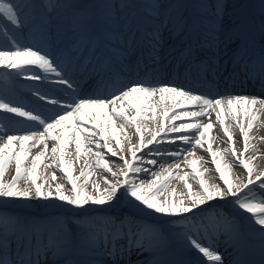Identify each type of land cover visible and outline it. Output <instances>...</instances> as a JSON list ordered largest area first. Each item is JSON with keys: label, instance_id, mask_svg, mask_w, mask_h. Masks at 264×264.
<instances>
[{"label": "snow or ice", "instance_id": "6c2138e0", "mask_svg": "<svg viewBox=\"0 0 264 264\" xmlns=\"http://www.w3.org/2000/svg\"><path fill=\"white\" fill-rule=\"evenodd\" d=\"M57 7L72 9V24L64 31L57 29L59 35L56 39L66 37V40H61L63 47L56 49L54 46L50 52L19 39V34L36 22L33 16L35 5L29 0H0V48L5 49L0 50V67L13 70L17 77L24 76L44 84L43 88L32 90L33 106H13L16 102L0 91V115L12 114L7 123L0 121V198L28 201L35 196L83 209L89 204L110 205L118 194L131 197L155 213L180 218L179 223L185 229L183 240L205 258V264H224L215 243L218 239L216 233H209L206 226L190 222L188 214L195 217V210L203 205L232 197L239 209L251 214L264 243V171H256V156H246L255 148L253 132L264 115V98L210 97L183 87L154 85L145 80L115 86V81L123 74L126 60L133 53L139 51L141 56L146 54L149 58H156L166 32L186 37L182 52L185 58L198 54L200 50L209 53L210 59L201 60L197 68L205 75L212 73L215 76L221 70L217 59L221 50L233 45L238 50L241 47L247 49L253 42L251 22L237 20L226 29L223 23L224 0L207 3L199 0L193 6L194 12L164 0H151L146 5V17H139L133 11L137 7L133 0H121L118 5L107 2L88 7L76 4ZM53 24L52 15L45 13L41 26L47 28ZM259 37L264 43V0H261ZM260 66L259 75L264 79V56L260 59ZM82 67L101 78L105 83L103 92L98 89L91 96L79 95L76 76ZM242 67L246 75L252 74L250 65ZM107 84L113 85V91H107ZM213 113L229 144L222 151L213 149ZM17 117L21 119L17 120ZM203 118L209 122L204 123ZM177 120L182 122L177 124ZM16 123L25 124L23 134H3L12 131ZM236 131L242 135V152L235 148ZM129 132L138 137L136 143L132 142ZM174 133L179 135L172 137ZM166 138L168 143L179 141L205 149L225 187L210 185L204 179V172L208 169L201 171L196 159L188 160L189 156L195 155L188 152L185 160L198 178L200 190L193 192L188 183L189 174L184 173L179 178L187 188L188 203L185 199H158L170 181L176 178V170L181 165L177 163L174 170L162 167L160 172H152V179L147 182L139 179L138 174L150 171L142 165L157 164L156 159L146 160L145 157L162 155L159 145ZM125 145L130 159L122 155ZM73 146L75 161L82 156L94 157V166L113 177L112 180L105 178L107 187L103 190L99 184L95 185L98 195L87 190L93 164H86L88 170L81 171L79 176L73 174L75 162L66 159L73 155ZM34 148L41 150L33 155ZM183 151L167 154L180 157ZM106 153L123 161L118 172L112 171ZM226 156H231L247 172L246 181L231 178L233 165L225 161ZM12 165H15V175L6 180ZM42 167L59 169L70 185V193L66 194L64 184L60 183L53 189L49 179L56 181L57 176L53 172L50 177L47 173L42 177ZM41 179L43 183L39 182ZM22 182L26 186L22 187ZM254 189L258 190V199L249 195ZM221 222L225 228L230 226L227 220ZM70 223L75 230L64 220L39 221L0 211V264H47L49 255L60 254L64 264H83L75 260L70 262L68 258L76 252L92 253L97 257L103 252L116 259L133 248L140 252L151 249L154 264H169L165 258L168 240L163 231L146 237L143 230L134 227L135 222L128 218L117 222L111 217L82 215ZM153 240L156 242L154 247ZM12 245L16 246L14 255L9 251ZM94 264H103V261L97 259ZM261 264H264V248Z\"/></svg>", "mask_w": 264, "mask_h": 264}, {"label": "bare ground", "instance_id": "6f19581e", "mask_svg": "<svg viewBox=\"0 0 264 264\" xmlns=\"http://www.w3.org/2000/svg\"><path fill=\"white\" fill-rule=\"evenodd\" d=\"M64 0H60L59 4L61 2H63ZM184 1V0H183ZM247 2L250 3V7L251 10H253V15H248V17L250 18V20L252 21L253 24H255L256 27L251 28L252 32H258L259 33V24H260V17H261V0H248ZM136 10L139 13V7H136ZM225 11V15H224V26L225 28H229L232 26V24L237 21V20H241L244 16L240 15H234V11L227 9L224 10ZM141 15V13H139ZM54 25V24H53ZM50 30L48 29L49 33H51L53 30L58 31L56 25H54V27L52 25L49 26ZM258 27V28H257ZM58 33L54 32L51 33L50 35L52 37H54L55 35H57ZM178 36H174V35H169L167 32L164 34V38H163V42L162 45L160 47V50L158 52V55L156 56V58H152L154 60V62L158 61L161 62L163 64H169L171 67L176 68L178 65H180L183 60H181L182 56V52L186 46V37L181 38L180 40H177ZM23 43H27L29 45H34L36 47L42 48V49H47L48 51H53V49L50 47V45H48L47 43L43 44V42L41 41V39L39 40L38 38L35 40V36L31 35L29 36V38L27 40H25ZM54 43V42H53ZM55 44V43H54ZM264 44V43H263ZM62 46L56 47V49L61 48ZM243 48V47H241ZM0 50H5L3 48H0ZM237 48L235 45H233L232 47H229L227 49H223L221 50V52L219 53L217 59H221L222 57H226L227 60H230L232 54H234L236 52ZM262 57V56H261ZM261 57H259V60L261 59ZM205 59H210V54L206 53V57H204ZM256 58V57H255ZM151 59V58H150ZM188 63L193 64L195 62V59H191L188 58ZM86 63V62H85ZM146 64V60L144 58V55L141 56V53L139 51L133 53L130 57H128V59L125 62V67L123 69L124 71H130V70H134L137 72V74H133L132 75V79H127L125 77H127L128 74H122L118 80L115 81V86L116 87H120L123 84H128L130 82H135V81H139V80H145L150 82L151 84L154 85H162V84H168L170 86H177V87H183L184 89L186 88L184 83H181L180 81H175L172 78L166 77L165 79L161 80V79H153V78H147L144 77V75H142L141 73H144V69H145V65ZM156 68V67H155ZM153 68V69H155ZM130 75V76H131ZM14 77H10L8 80V85L7 88L5 89V87H3L0 84V91L3 92V94L7 97L10 98L11 100L15 101L16 103H14L13 106H19L20 104L23 105H28V106H33V102H34V96L32 94V90L36 87H44L43 82H36L33 80H28L26 79L24 76H19L18 78L16 77V79H12L15 78ZM76 79H78L79 81V95L80 96H91L93 93H95L98 89L103 92L104 89H102V85H105L104 82L101 81V78L96 76L91 70H85L84 67L80 68L78 75L76 76ZM86 86V88L83 89V87ZM16 89V90H15ZM28 93H27V91ZM193 91V89H191ZM108 92L113 91V85L110 84V87L107 89ZM194 93H198V94H205L208 96H217V97H229V96H248V97H261L264 98V89H258V88H253L251 89V91L249 92H226V93H210L207 94L206 91L204 90H196L193 91ZM32 95V96H31ZM5 102H8V100L6 99ZM169 104L171 103L170 101L168 102ZM177 111H180V109H177ZM159 115V112L157 113ZM12 114H8V113H4L3 116L5 117L4 119H8L9 117H11ZM1 116V115H0ZM212 122L214 123V127L215 129L211 130V135L213 137H215L214 143H213V148L214 150H223L229 147V144L227 143L226 146H215L217 145V134L222 137V139L227 142V137L224 136L222 128L219 125V122L216 120V116L215 113L212 114L211 117ZM3 122L5 123V121L3 120ZM182 121L177 120L176 123L179 124ZM203 122L204 123H208V119L207 118H203ZM151 126V125H150ZM24 129V128H23ZM31 130H38V129H31ZM40 130V129H39ZM256 132V134H255ZM258 132V133H257ZM131 133V137H132V142L136 143L138 140V137L135 136L132 132ZM179 135V134H171L172 137ZM253 135L256 137V139L253 141V143L255 144V148L250 150L248 153H246V156L250 157V156H256L257 159L255 160V168L256 171H264V115L261 116V123L258 125L257 129L254 130ZM150 139V137H148ZM234 140H235V148L238 152H242L243 151V141H242V135L236 131L234 133ZM160 149L162 150V155L160 156H146L145 159H156L157 160V164L155 166L152 165H147L144 164L142 165L143 167H147L150 169V171L148 172H141L138 174V178L144 180V181H150L152 179V172H160L162 170V167L168 170H174L175 169V165L177 163H179L181 165L179 170H176V172L178 173L176 175V178L172 179L168 185V187L166 189H164L158 199L160 200H165V199H169V200H176L179 201L180 199H185V203L187 204L188 201L186 199V195H187V189H185L184 193H179L177 191V187L175 186V182L182 181L179 176L184 175V173H188V183L189 181H194L196 182V186H192V190L193 192H197L200 190V186L198 183V178H196L193 174H192V169L188 166L187 164V160H185V155L188 152H194L195 155L194 156H189L187 159L191 160V159H196L198 161V167L201 171H203L204 169H208L207 172H204V179L210 184V185H214V184H219L221 187H225L223 185V182L220 180L219 178V174L216 172L215 170V165L212 162V158L211 155L204 149V152L199 150V147H193L191 144H184L181 143L179 141H176L175 143H168V139L166 138L165 142H163L162 144L159 145ZM207 146L205 145V148ZM183 149L184 151L182 152L180 157H171L169 156L167 153L168 152H173V151H178ZM147 151V150H145ZM122 155H126L128 156V158L130 159V153L127 151V145H125V152L122 153ZM138 155H142V153H138ZM106 158L109 159V161L112 163V165H114V168L116 169V172L119 171V166H121L123 164V161L121 159H119L118 157H112L110 154L106 153ZM225 161L232 164L233 167L231 168V178L233 180H239V181H246L247 179V172L241 167L239 166L238 162H235L233 160V158L231 156H226L224 157ZM86 164H88L87 162L84 163L82 170L81 171H86L88 170L86 167ZM183 169H185V171H183ZM59 170V169H58ZM80 171V172H81ZM80 172L76 173L73 172L74 175L79 176ZM166 174V173H165ZM63 175V174H62ZM130 176L132 177V174H130ZM183 182V181H182ZM119 197H117V203H118V207H120L121 205H123V203L121 201L118 200ZM220 199L214 200V202L219 201ZM247 226H254L256 228H246L245 230V234L246 237H248V240H255L254 236L256 237L257 235L261 237V232L259 231V226L256 225L252 219H249V221L247 222ZM209 233H213L215 232L216 235L218 236V239L215 240L216 242L221 241L222 243H224V247L225 250L222 251L219 248V245L216 244L217 246V250L219 251V253L223 256V262L224 264H235L234 263V249L233 247H231L229 244V240L231 239V229L230 226L228 228H225L224 226H222L219 229H216V227H211L209 229H207ZM219 240V241H217ZM120 243H126V241H120ZM262 246L264 247V243H262ZM137 249L133 248L132 251L130 252V256L128 257L129 259H121L123 258L125 255H123L122 257H117L116 259H113L111 257V260H115V262L117 264H128L129 260H133L134 258L131 259L133 257V254H135ZM186 256L187 259L184 262H181L178 258H176L173 262L176 264H205V258H202V255L199 254L196 250H194L192 247H190L187 244V247L185 249ZM51 259H48L49 257H51ZM100 256H105L102 254H100ZM196 256H198L196 258ZM49 257L47 258V264H64V262L62 261L60 263V260H63L62 257H58V258H53V255H49ZM192 257V258H191ZM69 261L71 262L73 259L72 257L68 258ZM254 257H250L249 262L252 263L254 262ZM116 264L110 261H104V264ZM210 263V262H209Z\"/></svg>", "mask_w": 264, "mask_h": 264}, {"label": "rangeland", "instance_id": "374dc122", "mask_svg": "<svg viewBox=\"0 0 264 264\" xmlns=\"http://www.w3.org/2000/svg\"><path fill=\"white\" fill-rule=\"evenodd\" d=\"M59 1L60 0H29V2H31L35 5V9L37 10V12H35V9L33 11V16L35 17L36 22L34 23V25L23 30L19 34V39L22 42L27 40L29 38V36L33 35V36H35V40L37 38L39 40L41 39L43 44L47 43L48 45H50V47L52 49H54V46L56 48V47H58V45H62L61 40H66V37H61L60 40H57L56 37L59 35V32L55 31V30H53L51 33L56 32L58 34L55 35L54 37H51V35H50L51 33H49V31H48V29L50 30V27H47V28L42 27L41 26V20L43 19L45 13L51 14L55 20L54 25H56L57 29L59 28L60 31H64L68 27H70L72 24V9L66 8V7H57V6L58 5H65V4H76V5H78L81 2H83L84 0H64L60 4H59ZM135 1H138L139 13H141L142 16L146 17L148 15L146 5H148L151 2V0H133V2H135ZM107 2H111L113 4L118 5L119 3H121V0H88V6L99 5V4H103V3H107ZM164 2H166V3L171 2L174 5L182 6L184 8V4H183L184 1L183 0H164ZM193 2L196 5L199 2V0H193ZM204 2H206V3L211 2V0H204ZM244 3H245V0H224V4H225L224 10H227V9L233 10L234 15L240 16V15L244 14V11H243L244 5H245ZM136 5H137V3H136ZM133 11L135 12V9ZM54 25H52V26L54 27ZM9 73H11V75H9ZM14 76H16V74L13 70L4 69V68L0 67V84L3 87H5V89L7 88V85L9 83L8 82L9 78L14 77ZM26 91H27V89H26ZM27 93H28V91H27ZM4 118L5 117L3 115H1L0 121L4 120L5 123H7L8 119H4ZM16 119L20 120L21 118L17 117ZM25 127H26L25 124L16 123L13 126L12 131H6V133H3V134L4 135H6V134H23V128H25ZM213 129H215V127ZM255 134H256V132H255ZM129 135L131 136L130 132H129ZM216 136H217V145H215V146H217V147L226 146L227 142H225L222 139V137H220L218 134ZM51 147H52V144L49 143V148H51ZM113 147H115V145H113ZM41 148H42V146H41ZM198 149L204 152V149H201V148H198ZM40 150H41L40 148H34L32 150V154L35 155ZM71 151H73V155L71 157H66V159H73L74 160V162H75V164H74L75 174L82 170V167H83L85 162L93 164V169H92L93 175L88 178L87 190L90 194L98 195L99 193L96 192L95 185L99 184L100 189L103 190L105 187H107V185L105 183V178H107L108 180H112L113 177L111 176L110 173H107L106 171H104L102 169H98L94 166V157H91V156L83 157L82 156L79 159V161H75L74 146L71 149ZM45 163H49V161H45ZM110 167L112 168L113 172H116V169L114 168V165H112L111 162H110ZM183 171H185V169H183ZM53 172L57 176V180L51 181L49 179V184L51 185V187L54 189L55 185L57 183L64 184V191L66 194H69L70 193V185L63 178L62 172L60 170H58L55 167H50V168H43L42 167L41 168L42 177L45 173H47L48 176L50 177ZM14 175H15V165H12L10 170L6 174V180H10L12 178V176H14ZM39 182L43 183V179H41V181H39ZM189 184H191L194 187V186H196L197 183L190 180ZM21 186L22 187L26 186L25 182H22ZM175 186L177 187V191L179 193H182V192L184 193L185 189H187L184 182L179 181V180L177 182H175ZM122 191H123V189H121V192ZM257 194H258V190L254 189V192L250 193L249 195L250 196H256V198L258 199L259 196ZM118 197H119L118 200L123 203V205H121L120 207L117 206L118 203H117V200L115 199L114 201L111 202L110 205L95 206V205L89 204L83 209L75 208L71 205H68L67 203L60 202L58 200H53L51 202H49L48 200H40V199L35 198V196H33L32 199H30L28 201L15 200V199L4 200V199L0 198V211H4L7 208L14 209L15 215H19L22 217H27L29 219L36 220L35 219L36 217L46 215V214H48V212L50 210H57L58 208H60L63 211L57 210L56 212H59V213L54 214L55 216L53 215L52 219H60V220H64V221L68 222V227L73 228V230H75L74 226L70 222L73 221L74 218L80 216L83 212H89L90 211L91 217L115 218V220L117 222H119L120 220H123L125 218H128L129 220H133L135 222L133 225L134 227H138L142 230H144V229L148 230L149 232H148V234H146L147 237L154 236L155 233H159L160 231H163L164 235L166 236V238L168 240V246H167L166 251H168L170 256L173 258L174 257L178 258L180 261H185L187 259V256H189V255L186 256V254H184V253H186L185 249L187 247V243L183 240V231L185 229L179 223L180 218H178V217L173 218V217H168V216H165L162 214L155 213L153 210L147 209L145 206L139 204V202H135L133 200V198H131V197L122 196L119 194H118ZM215 203L223 204L226 207H230V208L231 207L237 208L241 212L242 216H240V217H236L235 215H230L227 218V221L230 222L231 231L233 230V227H235V225L238 226V229L234 230L231 235L240 234L246 228L247 229L252 228V227L256 228L254 226H252V227L247 226V222L249 221V219H251V214H248L244 210L239 209L234 204L232 197H228L225 200H219L217 202L212 201L209 204H205L201 208L196 209L195 211L207 208L208 206L215 204ZM190 215L191 214H188V216H190ZM219 217L222 218L221 214L219 212H215V213H213V215H211V217L209 219H211V218L217 219L218 218V220L220 221ZM191 219H192V217L188 218V220L190 222H195L197 224L207 226V223H199L198 220H191ZM209 223L212 224V221ZM188 226L191 227L192 225L189 224ZM193 230H195V229H193ZM202 230H203V228H202ZM255 238L256 237L254 236V239ZM155 243H156L155 240H153V247L155 246ZM15 249H16V246L12 245V247L9 249L10 253L14 255ZM102 253L103 252H101V254ZM74 255H78L80 257L81 262H83V264H94V262L97 259L103 260V261H110L111 260L110 256L105 255L104 253H103V255H105V256L99 255V257H97L96 255H94L92 253H82V252H76V253H74ZM58 257H62V254L53 255V258H58ZM197 257L198 256H196V258ZM51 258H52V256L49 257L48 259H51Z\"/></svg>", "mask_w": 264, "mask_h": 264}, {"label": "trees", "instance_id": "16d2710c", "mask_svg": "<svg viewBox=\"0 0 264 264\" xmlns=\"http://www.w3.org/2000/svg\"><path fill=\"white\" fill-rule=\"evenodd\" d=\"M57 210H58V209H57ZM54 211H55V210H54ZM10 212H11V211H10ZM12 212H13V211H12ZM87 217H89V216H87ZM38 218H39L40 221H46V220H48V219H52L53 216H52V215H46V216H44V217L39 216Z\"/></svg>", "mask_w": 264, "mask_h": 264}]
</instances>
